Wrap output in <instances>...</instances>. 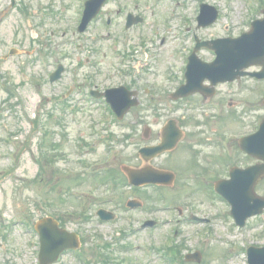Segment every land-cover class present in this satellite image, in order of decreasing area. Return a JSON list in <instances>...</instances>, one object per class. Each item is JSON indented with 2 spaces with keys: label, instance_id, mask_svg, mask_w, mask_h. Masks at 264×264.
<instances>
[{
  "label": "rangeland",
  "instance_id": "obj_1",
  "mask_svg": "<svg viewBox=\"0 0 264 264\" xmlns=\"http://www.w3.org/2000/svg\"><path fill=\"white\" fill-rule=\"evenodd\" d=\"M177 1H174L175 4ZM192 1L193 8L198 3L196 1H202L216 6L222 12L228 7V3L234 9L241 10L245 9L242 4L256 2ZM63 4L67 7L68 2ZM118 6L144 16L143 27L132 28V32L127 34L123 31L122 18H118L117 24L111 29L102 25L103 22L93 23L81 34L80 41L73 43L82 46L80 50H74L69 43L73 34L78 36V33L72 31L71 25L74 24L68 22L78 9L77 1L70 11L63 14L58 24L59 29H54L58 38L49 43L54 47V43L60 42L59 52L64 55L63 62L67 66L60 90L65 92L72 79L73 84H82L81 79L90 74L98 76L91 85H98L101 89L124 84V81L133 88L142 86L141 91L144 90L143 85H146L164 94L176 87L172 71L165 68H175L173 74L178 78L181 55L176 51L185 52L183 48L187 44L173 38L172 34L178 36L179 32H184L185 26L179 25L176 32H173L169 29L171 24L167 23L165 16L167 12L168 15L175 11L181 13V5L173 10L171 2L167 0H111L103 13L114 11ZM161 10L164 12L163 17L160 15ZM0 11L6 12L0 25V49L4 52L23 37L27 41V50L31 51L29 39L30 35L36 33L35 27H31L26 18H19L18 11L8 7V0H0ZM227 15L231 17L226 11V18H229ZM223 23L222 20L220 24ZM232 24L229 32L233 35L245 30L237 18L233 19ZM15 25L20 26L18 34L14 29ZM48 28L53 29L54 26L50 24ZM108 31L111 35L114 34L115 41L105 37L104 41L91 42L93 36L106 35ZM62 33H65L64 37H61ZM225 33L219 25L201 32V35L209 37ZM13 34L19 36L15 37ZM161 37L165 38L164 46L158 44ZM3 38L9 42H5ZM141 38L146 41L145 49L142 50L140 46L138 55L123 58L121 62L117 54L124 52L126 55L132 48H138ZM29 60L31 59L23 57L3 64L0 68V264H38V240L30 227L39 217L44 216L59 219L66 229L78 234L82 241L79 255L68 252L56 264H170L156 251L170 245L176 247L180 254L173 264H196L181 260L185 254L196 251L201 253V262L198 264H246L243 251L245 245L264 244V214L250 220L247 229L240 230L234 226L230 216L222 215L221 209L228 208L221 201L213 199L214 194L209 188H204L207 195L200 193L196 182L204 183L203 178H207L210 184L211 179L218 178L222 172H215L214 176L210 172L197 179H188V173L189 176L193 175L191 172L184 176L177 173V180L172 187L135 192L125 186V177L120 170L123 165L140 164L137 159V150L142 146L139 128L135 125L136 133H133L132 128H126V125L152 114L159 116L160 124L167 118H185L191 115L193 123L187 124L188 129L203 132L202 138L217 137L212 143L203 142L195 147L199 154L206 152L201 164L211 166L213 160L208 158L217 150L218 145L215 143L221 138L214 135V132L225 135L250 129L248 127L250 120H253L252 114L242 115V102L237 105L240 106L237 113H241L237 115L238 118L215 122L211 113H204L200 105L199 110L195 106L192 111L185 110V106L179 109L172 106L173 110H169L166 104H172L164 102L163 97H156L157 93L146 91L147 94L141 96L144 105L130 112L125 118V125L117 122L102 102L87 100L83 103V95V101L78 103L77 96H74L76 102L67 103V106L53 100L44 102L41 96L36 95L39 90L34 78H38V75L23 69L22 63ZM77 63L81 65L78 69L80 77L73 78ZM35 70L42 73L37 63ZM2 85L12 89L15 96L8 93ZM250 86L258 100L256 116L259 121L264 115V109L260 108L261 99L264 98V83L254 85L250 82ZM233 89L232 86L220 87V95L225 101L229 97L239 100L237 96L231 95ZM44 90L47 91V88ZM145 104L154 107L148 108ZM47 114L53 115V120L47 121ZM35 115L43 119L48 132L47 138L51 144L46 147L39 142L41 133L36 132V125L32 122ZM196 120L200 121L199 125L194 124ZM125 134H129V138ZM11 136L13 141H8ZM209 144L211 146H207ZM40 146H43L42 150ZM27 147L29 149L25 150ZM41 151L53 159L50 165L46 164ZM174 156L181 160L187 158L186 161L189 158L183 147ZM158 164L170 167L171 162L161 159ZM180 168L173 166L172 171L181 172ZM188 168L189 166H185L182 170L187 171ZM197 171L198 169L195 174ZM108 174L112 177L104 182ZM256 193L264 196V180L256 186ZM129 199L141 201L143 209L129 212L125 208ZM100 207L114 212L116 219L111 223L100 222L95 215ZM191 215L209 222L190 221ZM149 219L155 220L157 227L138 230L142 222ZM23 222H26V226Z\"/></svg>",
  "mask_w": 264,
  "mask_h": 264
},
{
  "label": "flooded vegetation",
  "instance_id": "obj_2",
  "mask_svg": "<svg viewBox=\"0 0 264 264\" xmlns=\"http://www.w3.org/2000/svg\"><path fill=\"white\" fill-rule=\"evenodd\" d=\"M77 0H16L14 5L10 7L12 10L18 11L19 18H26L29 21L31 27H35V34L30 35L29 42L32 44L31 51L27 50L25 46V42H27L23 37H20L17 41H15L14 45H12L6 53H3L0 49V68L3 64L8 62H12L13 60H19L23 57L29 58L31 60L27 61L26 63L23 62V69L25 71H30L31 73L36 72L35 66L36 63L39 62L40 58L46 61L47 70L44 72L48 73L47 83H49V76L55 72L59 66H64L63 62L64 55L59 52L60 42L54 43L53 45L49 44L50 42L54 41L58 38L57 34L55 33L54 29H59L58 24L61 20V17L65 12L70 11V8L75 6ZM68 2L67 7L64 6L63 3ZM9 7V4H8ZM264 11V5H262L259 9L255 10L252 14L253 17L262 18ZM114 14L122 18L126 21L127 17L131 15L128 11L124 10L123 8L118 7ZM6 12L0 11V25L2 24ZM107 21H112V17L108 12H106ZM82 17V9L78 7L75 11L74 17L70 18L68 22L73 23L74 27L76 28L81 21ZM117 18L114 17L113 21H116ZM133 21V20H132ZM193 22V20H192ZM53 25L54 28L52 30H48L49 25ZM14 29H16L19 33L20 26L15 25ZM13 34V36L18 37L19 35ZM65 33L61 34V37H64ZM81 36L78 35L77 39L80 40ZM4 39V38H3ZM12 39V38H11ZM204 40V39H201ZM207 40V39H206ZM7 42V39H4ZM9 42V41H8ZM193 44L191 45V50L193 49ZM31 52H33L31 54ZM14 54L12 57H8L7 54ZM209 62L208 60H205ZM20 71V69H19ZM204 95H201L203 101L206 103L214 101L215 107H222L223 103L220 98V86L225 84H217L214 87L210 84L209 81H204ZM212 94V95H211ZM198 95V94H197ZM211 95V96H210ZM200 96V95H198ZM200 96V97H201ZM241 102H230L228 106L238 105ZM245 104L248 106V111L252 113V107L254 106V99L252 98L245 100ZM254 112V110H253ZM214 121L217 122H225L224 116L213 117ZM204 133L198 130H193V134L191 135L193 138L203 137ZM190 137L185 138V147L188 148L189 146L195 147L196 145L193 144L192 139ZM157 144V143H156ZM217 155V154H216ZM215 156V155H214ZM211 160L212 158H208ZM216 163H220V158L215 159Z\"/></svg>",
  "mask_w": 264,
  "mask_h": 264
},
{
  "label": "water",
  "instance_id": "obj_3",
  "mask_svg": "<svg viewBox=\"0 0 264 264\" xmlns=\"http://www.w3.org/2000/svg\"><path fill=\"white\" fill-rule=\"evenodd\" d=\"M244 38V37H242ZM264 53V44L262 47ZM262 56V53H261ZM120 103L116 107L120 111V115L128 109L129 106L122 105V97H120ZM256 139V145L258 147L264 146V126L261 131L254 136ZM250 140V139H249ZM257 156L264 159V156L257 154ZM160 176L162 173H157ZM264 177V165H259L254 168L248 169L244 172L235 171L231 174V181L218 186L219 192L224 195L229 202L233 205V215L237 221H243L247 216L261 213L264 208V198H257L253 194V187L256 183ZM152 180L159 182L158 177H152ZM249 199L253 202L251 207ZM240 206L245 208L246 216H238ZM100 217L103 220L112 219L113 217L100 212ZM36 231L40 236V264H51L53 263L58 255L65 249H76L78 247V240L75 234L67 233L66 231L58 229V224L51 218H45L38 222L35 226ZM186 260H198L199 255H188L185 257ZM248 264H264V248L248 250Z\"/></svg>",
  "mask_w": 264,
  "mask_h": 264
}]
</instances>
